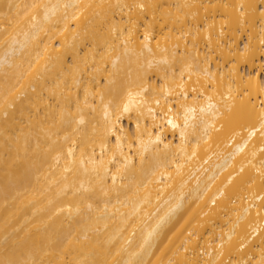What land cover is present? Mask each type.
<instances>
[{"label":"bare ground","instance_id":"obj_1","mask_svg":"<svg viewBox=\"0 0 264 264\" xmlns=\"http://www.w3.org/2000/svg\"><path fill=\"white\" fill-rule=\"evenodd\" d=\"M0 264H264V0H0Z\"/></svg>","mask_w":264,"mask_h":264}]
</instances>
